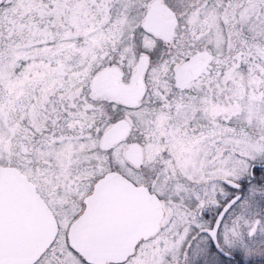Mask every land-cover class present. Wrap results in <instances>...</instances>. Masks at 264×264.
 I'll list each match as a JSON object with an SVG mask.
<instances>
[{
  "label": "snow or ice",
  "instance_id": "obj_1",
  "mask_svg": "<svg viewBox=\"0 0 264 264\" xmlns=\"http://www.w3.org/2000/svg\"><path fill=\"white\" fill-rule=\"evenodd\" d=\"M262 196L264 0H0V264L264 250Z\"/></svg>",
  "mask_w": 264,
  "mask_h": 264
},
{
  "label": "flooded vegetation",
  "instance_id": "obj_2",
  "mask_svg": "<svg viewBox=\"0 0 264 264\" xmlns=\"http://www.w3.org/2000/svg\"><path fill=\"white\" fill-rule=\"evenodd\" d=\"M228 194H222L220 199H224ZM264 199V196H263ZM247 212L251 215L257 214V217H264V205L261 207L256 206L255 199L251 200ZM215 216L214 208L206 209L204 215L201 217V223H210ZM192 238L180 250L181 264H219V256L217 253L223 254L225 260L232 261L235 255L242 257L243 264H264V250H252V246L248 245L247 248L236 247L233 244H228L223 241V236L219 237V245L222 251L217 247L215 240L204 231L199 230L197 224H193L190 228ZM258 239L264 240V232L258 234ZM190 245V247H189Z\"/></svg>",
  "mask_w": 264,
  "mask_h": 264
},
{
  "label": "rangeland",
  "instance_id": "obj_3",
  "mask_svg": "<svg viewBox=\"0 0 264 264\" xmlns=\"http://www.w3.org/2000/svg\"><path fill=\"white\" fill-rule=\"evenodd\" d=\"M241 194H242V193H241ZM244 196H245V197H244L243 199H250V197L248 196L247 193H246ZM260 198H261V197H260ZM257 199L259 200V198H255V202L257 201ZM252 200H254V199H252ZM256 206H257V207H261V206H259V205L257 204V202H256ZM250 213H252V212H247L246 214L251 215ZM255 215L257 216L256 213H255ZM233 245H235L236 247H241V248H243V249L247 248V246H248V244H240V243H233Z\"/></svg>",
  "mask_w": 264,
  "mask_h": 264
},
{
  "label": "trees",
  "instance_id": "obj_4",
  "mask_svg": "<svg viewBox=\"0 0 264 264\" xmlns=\"http://www.w3.org/2000/svg\"><path fill=\"white\" fill-rule=\"evenodd\" d=\"M241 194V193H240ZM246 193H242L241 195H242V198H244ZM257 204L259 205V206H263L264 205V199H263V196L261 197V198H259V200L257 199ZM237 255V254H236ZM236 255H235V258L232 260V262H233V264H237V261H236ZM240 256H241V254H240ZM227 261V260H226ZM243 264V263H242Z\"/></svg>",
  "mask_w": 264,
  "mask_h": 264
},
{
  "label": "water",
  "instance_id": "obj_5",
  "mask_svg": "<svg viewBox=\"0 0 264 264\" xmlns=\"http://www.w3.org/2000/svg\"><path fill=\"white\" fill-rule=\"evenodd\" d=\"M241 195V194H240ZM242 196V195H241ZM215 242H216V245H218V241L217 240H215ZM221 251H222V249L220 248V245L219 246H217Z\"/></svg>",
  "mask_w": 264,
  "mask_h": 264
}]
</instances>
